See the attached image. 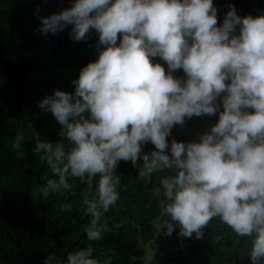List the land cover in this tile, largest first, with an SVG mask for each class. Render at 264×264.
Wrapping results in <instances>:
<instances>
[{
	"label": "clouds",
	"instance_id": "clouds-1",
	"mask_svg": "<svg viewBox=\"0 0 264 264\" xmlns=\"http://www.w3.org/2000/svg\"><path fill=\"white\" fill-rule=\"evenodd\" d=\"M39 31L55 35L71 25L74 41L95 30L98 59L72 81L74 93L56 89L39 102L61 126L63 142L32 136L33 151L51 171L36 191L63 196L70 178L93 184L83 200L88 241L109 231L104 213L117 204L120 161L139 176L168 170L160 183L167 234L197 239L213 218L251 239L252 264L264 261V14L241 17L229 6L218 26L213 0H73L41 17ZM237 29L239 32L237 34ZM119 39V42H118ZM102 46V47H101ZM154 57L166 62L167 71ZM182 69L186 79L173 75ZM218 99L222 101L218 103ZM218 122L198 142L172 140L171 129L193 116ZM31 127V125H29ZM25 139L12 143L21 150ZM150 142L155 150L142 151ZM71 210L70 204L61 206ZM46 264H57L51 254ZM66 264H100L91 245L67 255Z\"/></svg>",
	"mask_w": 264,
	"mask_h": 264
},
{
	"label": "trees",
	"instance_id": "trees-1",
	"mask_svg": "<svg viewBox=\"0 0 264 264\" xmlns=\"http://www.w3.org/2000/svg\"><path fill=\"white\" fill-rule=\"evenodd\" d=\"M213 4L218 26L230 5L241 17L264 14V0H213ZM50 15L41 2L0 0V264H46L51 254L57 264H66L69 253L88 245L100 264H252L251 239L238 236L219 218H213L199 239L195 234L181 236L175 222L174 230L167 234L170 218L162 211L165 198L160 181L171 173L156 171L141 177L142 160L135 167L131 161L119 162L115 171L121 180L120 198L102 217L109 231L100 241L87 240L84 227L90 217L83 205L86 197L95 194L98 177L91 186L70 178L72 187L63 196L44 198L36 191L52 174L33 151L36 141L32 136L36 133L41 140L70 147L60 136L61 126L55 117L41 109L39 102L56 89L74 93L72 81L84 66L98 59L99 52L95 30L82 41L71 39V25L55 35L42 34L40 18ZM152 59L167 71L166 62ZM173 75L186 79L182 69ZM217 102L222 111V101ZM218 119L219 112L193 116L183 127L174 126L167 137V154L171 155L173 139L198 142ZM18 134L25 137L19 151L12 147ZM153 150L150 142L142 145L144 153ZM65 204H70L71 210L62 211ZM146 245L153 248L148 259Z\"/></svg>",
	"mask_w": 264,
	"mask_h": 264
},
{
	"label": "rangeland",
	"instance_id": "rangeland-1",
	"mask_svg": "<svg viewBox=\"0 0 264 264\" xmlns=\"http://www.w3.org/2000/svg\"><path fill=\"white\" fill-rule=\"evenodd\" d=\"M25 1H37L45 4L51 14L59 13L61 9L68 8L72 5L73 0H25ZM45 40L48 41V38L45 36ZM152 246V245H151ZM146 245L145 252L147 259L153 254V248Z\"/></svg>",
	"mask_w": 264,
	"mask_h": 264
},
{
	"label": "water",
	"instance_id": "water-1",
	"mask_svg": "<svg viewBox=\"0 0 264 264\" xmlns=\"http://www.w3.org/2000/svg\"><path fill=\"white\" fill-rule=\"evenodd\" d=\"M146 256H147V255H146ZM151 259H153V257H152Z\"/></svg>",
	"mask_w": 264,
	"mask_h": 264
}]
</instances>
